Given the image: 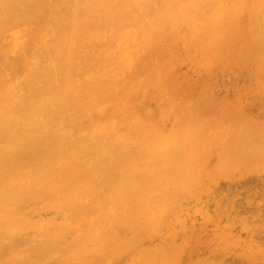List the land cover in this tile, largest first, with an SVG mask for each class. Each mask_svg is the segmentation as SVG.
Returning <instances> with one entry per match:
<instances>
[{
	"label": "bare ground",
	"instance_id": "bare-ground-1",
	"mask_svg": "<svg viewBox=\"0 0 264 264\" xmlns=\"http://www.w3.org/2000/svg\"><path fill=\"white\" fill-rule=\"evenodd\" d=\"M180 65L197 72L194 81L179 80ZM248 65L251 76L264 82V0H0V264L178 263L172 253L178 240L165 239L170 253L147 247L143 236L160 235L167 215L187 217L191 204L184 202L209 178L212 170L203 164L213 146L221 150L216 168L230 164L217 170L219 177L232 176L233 161L239 172L246 164L251 171L262 168L264 126L248 115L246 127L257 130H248L245 120L241 129L225 120L230 131L215 141L208 136L214 122L205 123L201 113L205 100L197 110L183 102L178 110L168 99L174 105L176 98L192 101L182 94L183 84L190 89L212 71ZM248 138L255 156L249 142L245 155L234 149ZM213 171L210 182L219 179ZM202 186L207 194L209 186ZM199 208L193 213L201 219L207 211ZM168 231L171 239L176 233ZM181 242L177 253L186 244Z\"/></svg>",
	"mask_w": 264,
	"mask_h": 264
},
{
	"label": "rangeland",
	"instance_id": "rangeland-1",
	"mask_svg": "<svg viewBox=\"0 0 264 264\" xmlns=\"http://www.w3.org/2000/svg\"><path fill=\"white\" fill-rule=\"evenodd\" d=\"M179 68H182V69H179ZM234 68V69H233ZM193 69V68H192ZM238 69V70H237ZM250 69H251V71H250ZM234 70V71H233ZM238 72H236V71ZM252 70H254V69H252L251 67H250V65H248V67H243V69L242 68H240V67H238V66H234V67H232V69H230V70H223V71H212L211 73H213L212 74V76L210 77V78H202V79H200L199 81H198V84L195 86V87H192V88H190V89H187L188 88V86L187 85H184L183 84V88H180V90H181V92H182V94L183 95H185V96H188L189 97V99L191 98L192 99V101L190 100V101H188V99L186 98L185 100H182V101H178V99L176 98L175 100L176 101H178V102H176L175 100V104L176 105H174V103L172 102V101H170L171 99L169 98L168 100H169V104H170V106H172V107H174V108H176V109H178V108H182L183 109V107H177V106H180L181 105V102H183V103H187L186 105H189L190 103H192V104H190L189 105V107L188 106H186V108H187V110H189V109H194V108H196V110H197V108H201V106H200V103L202 102L203 104H201L202 106L206 103V105H204V109H207V111H205V113H204V110H202V114H203V120H204V117H206V119L207 120H204L205 121V123L206 122H208V120L209 119H212L213 120V122L214 123H210V124H212V130L214 131H212L211 133H209L208 134V136H210V137H212L213 139H215V141H219V139L220 138H222L223 137V135H224V137H226V128H227V131H230V128H229V126H228V124H227V122L226 121H229L230 123L229 124H236V125H238L239 126V129H241V127H243V125H242V123H239V121H241L242 122V120H243V122H244V120H245V122L244 123H246L247 122V120H248V118H247V120L245 119L246 117H248V116H250L249 117V119H252V120H250V121H259L258 123H257V126L258 125H262V126H264V82H262L261 80H260V82H259V80L258 79H256V78H254V77H252L253 76V74H254V71H252ZM179 71V72H178ZM188 71V72H187ZM192 71V72H191ZM176 72H177V75H179L181 78H179V80H189V81H194L195 80V76L197 75V72H194L193 70H191V69H188L187 67H185V66H182V65H180V66H178V67H176ZM217 72V73H216ZM236 72V73H235ZM240 72V73H239ZM242 72V73H241ZM253 72V73H252ZM179 73V74H178ZM188 73H189V75H188ZM227 73V74H226ZM182 74V75H181ZM229 74V75H228ZM242 74V75H241ZM244 74V75H243ZM251 74H252V76H251ZM185 75V76H184ZM216 75V76H215ZM237 75V76H236ZM250 75V76H249ZM178 76V77H179ZM218 76H219V78H218ZM239 77H240V79H239ZM242 78H243V81H242ZM209 79H211V80H209ZM213 79V80H212ZM252 79V80H251ZM238 80H239V83H238ZM223 81H225V82H223ZM218 83V84H217ZM246 83V84H245ZM190 84H194V83H190ZM199 84H200V86H199ZM217 84V85H216ZM254 84V85H253ZM262 84V85H261ZM219 85H220V87H219ZM240 85V86H239ZM253 86V87H252ZM218 87V89L216 90V88ZM241 88V90H240V88ZM203 90H204V93H203ZM213 90V91H212ZM216 90V91H215ZM240 90V91H239ZM171 93H172V91H171V89L169 90ZM184 91V92H183ZM196 91H198L197 93H196ZM186 92V93H185ZM193 92V93H192ZM199 92H200V94H199ZM171 93H169V94H171ZM207 93V94H206ZM214 93V94H213ZM187 94V95H186ZM197 96H196V95ZM209 95V97L208 96H206V95ZM172 95V94H171ZM175 95H177V94H175ZM194 95V96H193ZM215 95V96H214ZM231 95V96H230ZM164 96H166V94L164 95ZM205 96V97H204ZM216 96H217V98H216ZM219 96L221 97L222 96V99H223V97H224V99L225 100H223L222 101V99L221 98H219ZM197 97V98H196ZM200 97H202L201 99H200ZM230 97V98H229ZM166 98H168V97H166ZM257 98V99H256ZM164 99V98H163ZM206 102H205V101ZM217 100H218V103H217ZM247 100V101H246ZM221 101V102H220ZM195 102H197L196 104L197 105H195ZM205 102V103H204ZM214 102L216 103V104H214ZM243 102H245V103H243ZM182 103V105L181 106H183L184 104ZM199 104V105H198ZM224 104V105H223ZM247 104H248V106H247ZM159 105L161 106L162 104L161 103H159ZM192 105H195V106H193L192 107ZM218 105V106H217ZM198 106H200V107H198ZM205 106H206V108H205ZM185 107H184V110L186 109ZM189 108V109H188ZM225 108H227L226 109V111H224L225 110ZM229 108V109H228ZM217 109V110H216ZM220 109H221V112H220ZM179 110V109H178ZM199 110V109H198ZM215 110V111H214ZM231 110V111H230ZM232 110H234V115L237 113V118H236V116L235 117H233L234 115H232V113H233V111ZM236 110V111H235ZM200 111V110H199ZM232 112V113H230L229 114V112ZM216 112H217V114H216ZM245 112V113H244ZM211 113V114H210ZM220 113V114H219ZM224 113V114H223ZM228 113V114H227ZM213 114V115H212ZM227 114V115H226ZM246 114V115H245ZM224 115V116H223ZM248 115V116H247ZM257 115H258V118H257ZM210 116H211V118H210ZM216 116V117H215ZM228 116H232V119H235L234 120V123H233V120L232 121H230V117H229V120L227 119L228 118ZM239 116V117H238ZM214 117V118H213ZM218 117V118H217ZM222 117V118H221ZM245 117V118H244ZM226 118V119H225ZM220 119H221V122H217V121H220ZM214 120H216V122L214 121ZM226 120V121H225ZM200 121H202V120H200ZM204 121H203V123H199V124H201V126L202 125H204ZM250 121H248V122H250ZM232 122V123H231ZM209 123V122H208ZM209 124V125H210ZM248 123H246L245 124V127H246V125H247ZM256 124V123H255ZM218 127H217V126ZM221 125V126H220ZM169 126V123L165 126V129H166V127H168ZM215 126V127H214ZM228 126V127H227ZM233 126V125H232ZM248 126V125H247ZM251 126L253 127V129H254V125H252L251 124ZM218 129H220V131H218L217 130V128ZM221 127L223 128V129H221ZM225 127V128H224ZM244 127V128H245ZM249 127H250V123H249ZM249 127H246L248 130L250 129H252V128H249ZM228 128H229V130H228ZM255 128H256V126H255ZM259 128V127H258ZM215 129L217 130V134L215 133ZM243 129V128H242ZM252 129V130H253ZM244 130H246V129H244ZM247 130V131H248ZM254 130H257V129H254ZM259 131H261V130H259ZM220 132V133H219ZM243 132V131H242ZM253 132V131H252ZM216 135H215V134ZM261 133V132H260ZM260 133H258V134H260ZM262 133H264V131H262ZM261 133V134H262ZM227 134H228V132H227ZM257 134V133H256ZM208 136H206V137H208ZM216 136H218L217 138H216ZM261 135H259V137H260ZM255 137H258V136H254V138ZM258 137V138H259ZM262 138V140H264V134H262V136H261ZM209 138V137H208ZM207 138V139H208ZM254 138L252 137V139L254 140ZM246 139V138H245ZM249 139V138H248ZM260 139V140H261ZM262 140H261V142H262ZM256 140H254V142H255ZM228 142H230V140H227V144H229ZM248 142L250 143V145H251V142L252 141H250V139L249 140H247V142H246V140H245V142H243V143H239V144H237L235 147H234V149H236V147L238 148V147H241L240 148V150L242 149V151L243 150H245V151H243V155H245L244 153L246 152V145H248ZM257 144H259L258 143V141L256 142ZM254 144V143H253ZM261 144V143H260ZM255 145V144H254ZM242 146H243V148H242ZM249 146V145H248ZM262 146H264V145H262ZM249 147H251L250 149L252 150V152L251 151H249V153H253V147H252V145L251 146H249ZM249 147H248V149H247V151L249 150ZM218 147L216 146V148H215V146H213L212 148H211V151H210V153L212 154V155H210V154H208V155H210L209 156V158H207V159H209V160H207L204 164H203V166H206V169H208L206 172L207 173H209V169H211L212 171L214 170H216L215 172H216V174H217V176L219 175L220 176V172H221V170L222 169H224V167H226V166H228V165H230V164H228V165H226V166H224V167H222L221 168V166H219L218 168H216V166H218V165H220V163L219 164H217V162H218V159H220L221 158V156L219 157V155H217V154H221L220 153V151H219V148L217 149ZM233 149V148H232ZM255 150V149H254ZM217 151H219V152H217ZM262 151V149L259 151V153ZM255 152L256 151H254V153H253V155L255 154ZM215 153H217V154H215ZM248 152H247V154H249ZM258 153V152H257ZM261 153H264V152H261ZM207 155V156H208ZM216 155H217V157H216ZM252 157H253V155L252 154H250ZM249 156V155H248ZM255 156V155H254ZM258 156H259V154H258ZM246 157V156H245ZM244 157V158H245ZM260 157H261V155H260ZM259 157V158H260ZM216 158V159H215ZM250 158V157H249ZM258 158V157H257ZM262 158H264V154H262ZM241 158H239V159H236V161L237 160H239V161H241L240 160ZM251 159V158H250ZM222 160V159H221ZM233 160V159H232ZM254 160V159H253ZM231 161V160H230ZM245 161V160H244ZM220 162V161H219ZM235 161H233V166L234 167H236L237 165H236V162L234 163ZM248 162V161H247ZM254 162V161H253ZM252 162V163H253ZM257 162V161H256ZM262 162H264V161H262ZM221 163H223V161L221 162ZM229 163V162H228ZM231 163V162H230ZM258 164H259V162H257ZM209 164V165H208ZM212 166H211V165ZM240 164V163H239ZM243 164V163H242ZM261 164H264V163H261ZM260 164V165H261ZM221 165H224V164H221ZM232 165V164H231ZM245 165V164H244ZM243 165V166H244ZM254 165H256V164H254ZM208 166V167H207ZM210 166V167H209ZM214 166H215V169H214ZM232 166V167H233ZM242 166V165H241ZM250 167L249 165H247L246 164V167L245 168H243V171H242V169H241V171L242 172H239V170H240V168H239V170H237V169H233L232 167V176H231V174L229 175L228 173H227V178H225L224 179V175L223 176H221V177H219V179L217 178V176H216V178H217V180L218 181H216L215 180V182H214V184H213V182L211 181L210 182V180H214V179H212V176L211 175H214V174H212V171H210L211 173H209L208 174V176H209V178H205V180L206 181H202L200 184H201V187L200 186H198V190L200 191H194V190H197L196 188L193 190V194H194V192H195V194L196 195H194V196H197V198L196 197H193L192 195H190V197H188V196H186L185 198H191L190 200H188V201H185L184 203L187 205V204H191V209H190V212H189V214L187 213V217H184V216H179L178 214H175L176 215V217H174L173 219H172V216H169V215H167L165 218H164V221H165V224L163 223V226L161 225V227H163V228H160L159 227V229H161V230H159L160 231V235H158V234H155V236H152V235H154V234H151L150 232L149 233H147L146 234V236H143V238L145 237H148L147 238V240L146 239H144V243H145V240H146V246L148 247V245L149 246H151V247H154V246H156V247H165V251H168L169 250V247H168V243H167V241L165 240V239H168V240H170V241H180V242H176V244H175V247H174V245H173V247L174 248H176L175 250H173V255H174V258H176V259H174V260H178L179 259V261H178V263L176 262L175 264H193L192 262H194L195 261V258L198 260V257L199 258H202V257H204L203 256V254L205 255V254H207L208 255V253H211V255L209 254L207 257H208V260L210 259V263H208V264H214L213 263V261H215V263L217 262V264H264V259H262L261 260V258L260 257H264V255H262V254H264V240H261L260 238L262 237V238H264V236H262V235H264V230H262V229H264V225H261V223H264V222H261V220L262 221H264V216H262V215H264V213H262V212H264V185H262V184H264V173H262L261 174V172H264V171H259V169L261 168L260 166H256L257 168H252L253 170L251 171L248 167ZM252 166V165H251ZM238 167H240V166H238ZM255 167V166H254ZM259 167V168H258ZM227 168V167H226ZM247 168L249 169V171H251V173H249L248 171H246L247 170ZM219 169V170H218ZM228 169V168H227ZM230 169V168H229ZM228 169V170H229ZM246 169V170H245ZM261 169H264V165H262V168ZM220 171L219 173H218V171ZM213 171V172H214ZM225 172V171H224ZM230 172V171H229ZM258 172V173H257ZM223 173V172H222ZM221 173V174H222ZM239 173H241V175H242V173L244 174V176H242V178L240 179L239 178V176H238V174ZM247 173H249V174H247ZM252 173H254V174H252ZM255 173H257L258 175H259V173H260V175L259 176H257V174H255ZM226 175V174H225ZM240 175V176H241ZM210 176H211V178H210ZM234 176H238L237 177V179H236V177L234 178ZM229 177V178H228ZM232 178V179H231ZM260 178V179H259ZM229 179V180H228ZM247 181H246V180ZM249 179V180H248ZM241 180V181H240ZM243 180V181H242ZM262 181V184L260 183V181ZM245 181V182H244ZM259 183H258V182ZM216 182L218 183V184H216ZM245 183V184H244ZM248 183V184H247ZM199 184V183H198ZM197 184V185H198ZM199 184V185H200ZM207 184V185H206ZM202 185H204L205 187L206 186H209V188H208V191H207V194H206V189L202 186ZM211 185H213V186H211ZM216 185V186H215ZM223 185V186H222ZM250 185V186H249ZM262 185V186H261ZM222 186V187H221ZM226 187V188H225ZM230 187V188H229ZM260 187V188H259ZM204 188V189H203ZM212 188V189H211ZM247 188V189H246ZM250 188H254V190H252V191H250L251 189ZM209 189L211 190L210 192H209ZM230 189V190H229ZM250 189V190H249ZM248 192H250V193H247V191ZM259 190V191H258ZM202 191H204L205 193H203ZM215 191V192H214ZM222 191L224 192V196L222 195ZM258 193H257V192ZM211 192H213L212 194H211ZM246 192V193H245ZM202 193V194H201ZM210 195H209V194ZM221 193V194H220ZM252 193V194H251ZM253 193L255 194V196L253 197ZM201 194V195H200ZM204 194V195H203ZM217 194L219 195V197H216L217 196ZM246 194H249L250 195V197H252V198H254V199H252V198H250L249 197V195H247V197H245L246 196ZM258 194V195H257ZM189 195V194H188ZM214 195H215V197L216 198H219V199H216L215 200V197H214ZM237 195V196H236ZM232 196H234L235 198L232 200L231 199V197ZM242 196H244V197H242ZM258 196V197H257ZM205 197V198H204ZM212 197H213V199H212ZM260 197V198H259ZM221 198V199H220ZM193 199V200H192ZM194 199H196V200H194ZM212 199V200H211ZM230 200L229 202H226L227 200ZM242 199V200H241ZM211 200V202H209ZM252 200V201H251ZM256 200H259L258 202L256 201ZM213 201H215L214 203H213ZM219 201V202H218ZM248 202V203H246V202ZM255 201V204L254 203H252V202H254ZM262 201V202H261ZM218 203V207L217 206H215L217 203ZM230 202H232V204H231V206H232V209H229V207H230ZM246 204H245V203ZM261 202V203H260ZM204 203H205V205H204ZM228 203V204H227ZM257 203V204H256ZM212 204V205H211ZM213 204H215V205H213ZM244 204V205H243ZM253 204H254V206H253ZM185 205V206H186ZM193 205H194V207H193ZM203 205V206H202ZM208 205V206H207ZM226 205H228V208L226 207ZM247 207H246V206ZM248 205H252V206H249L248 207ZM220 206H222L223 208H220ZM199 208V207H202L203 209H204V207H206V213L205 214H203V216L204 217H206V219L209 221L210 219V221L208 222L204 217H201V219H200V216L199 215H197V214H194L193 213V209L194 208ZM209 207H211V208H209ZM214 207H215V210L217 211H214ZM225 207V208H224ZM240 207V208H239ZM243 208V211L241 210V212H240V209H242ZM200 209V208H199ZM221 209H223L222 211H221ZM228 209H229V212L228 213H226L227 211H228ZM234 209V210H233ZM236 209V210H235ZM239 209V210H238ZM192 210V211H191ZM218 210H220V211H218ZM227 210V211H226ZM238 210V211H237ZM246 210V211H245ZM247 210H248V213H247ZM251 210H252V213H254L255 212V214H253L254 216L252 217V215H251ZM257 210V211H256ZM261 210H262V212H261ZM235 212V215H233L234 214V212ZM254 211V212H253ZM259 211H260V213H259ZM217 213V215L219 214V212H220V215H218V216H220V217H218L216 214H214V213ZM232 212V213H231ZM239 212V214H237ZM243 212V213H242ZM209 213V215H207ZM226 215H225V214ZM257 213V214H256ZM258 213H259V215H258ZM261 213H262V215H261ZM194 216H193V215ZM237 214V215H236ZM245 214V215H244ZM186 215V214H185ZM211 215V216H210ZM232 216L233 217V220L235 221V222H233V220L232 221H230L229 219L230 218H232V217H230V216ZM243 215V216H242ZM258 215V216H257ZM192 216H193V218H192ZM209 216H210V219H209ZM241 216V217H240ZM251 216V217H250ZM257 216V218H255ZM169 217H171V224H168L169 222H170V220L168 221V219H169ZM186 219H184V218ZM188 217H189V219H188ZM226 217V218H225ZM238 217V218H237ZM168 218V219H167ZM178 218H180V220L178 219ZM183 219V225H184V227H183V225H181L182 224V222H180L182 219ZM191 218V219H190ZM217 218V219H216ZM229 218V219H228ZM258 218H259V220H258ZM175 219V220H174ZM193 219V220H192ZM204 219V220H203ZM229 221H228V220ZM250 219V220H249ZM192 220V221H191ZM204 222H202V221ZM237 220V221H236ZM245 220V221H244ZM249 220V221H248ZM179 221V222H178ZM207 221V222H206ZM221 221V222H220ZM224 221H227L226 223V225H225V222ZM240 221V223H238ZM254 221L256 222L255 223V225H254ZM168 222V223H167ZM174 222V223H173ZM178 222V223H177ZM197 222H199V223H197ZM200 222H202V223H200ZM244 222V223H243ZM250 222V224H248ZM180 223V224H179ZM261 225H259V224ZM167 224V225H166ZM174 224H177V225H174ZM203 224V225H202ZM217 224V227H219L220 228V231H219V229L217 230V229H215L216 228V225ZM169 225H170V227H169ZM171 225L172 226H174V230L172 229L173 227H171ZM189 225V226H188ZM231 225V226H230ZM238 225V226H237ZM256 226V225H258L257 227H256V229H252V227L251 226ZM182 226V227H181ZM191 226V227H190ZM207 226H210V227H212V228H209V227H207ZM260 226V227H259ZM180 227H181V229H186V230H181L180 229ZM193 227V230H191V228ZM197 227V228H196ZM251 227V228H250ZM258 227H259V229H258ZM166 228V229H165ZM170 228V229H169ZM175 228H177V229H175ZM231 228V229H230ZM243 228V229H242ZM261 228V229H260ZM205 229V230H204ZM158 230V229H157ZM164 230V232H162ZM168 230H172V234H174V233H176V234H174L173 235V240H171L170 239V237L168 238V236L167 235H169V233L168 232H170V231H168ZM176 230H177V232H176ZM193 231V232H191V231ZM245 230V231H244ZM259 230V231H258ZM262 230V231H261ZM168 231V232H167ZM173 231H174V233H173ZM181 231H183V232H181ZM201 231H203V232H201ZM231 231V232H230ZM246 232V233H244V232ZM261 231V232H260ZM157 232V231H156ZM196 232V233H195ZM208 232H209V234H208ZM213 232H214V234H216L217 232H221V233H219L217 236H215V238H214V235L211 237L210 235L211 234H213ZM153 233V232H152ZM192 233V234H191ZM244 233V234H243ZM171 234V233H170ZM182 234L183 235H186V237L185 236H183L184 238H181V239H177V238H180V237H178V236H180L181 235V237H182ZM192 236H191V235ZM206 234V236H202V235H205ZM243 234V235H242ZM246 234V235H245ZM252 234H253V236H252ZM144 235V234H143ZM149 235V236H148ZM156 235H158V236H156ZM166 235V236H165ZM208 235H209V237H208ZM220 235H224V236H221L220 238L221 239H223V242H225V241H230V245H229V243L228 244H226V242L225 243H223L222 242V240L221 241H219L221 244H219L218 242H216L215 240L217 239V240H219V236ZM241 235V236H240ZM161 236V237H160ZM188 236H189V240H188ZM201 236V237H200ZM155 237V238H154ZM206 237V238H205ZM217 237V238H216ZM224 237V238H223ZM247 237V238H246ZM251 237V238H250ZM151 240H150V239ZM154 238V239H153ZM159 240H158V239ZM204 238L205 239H209L208 241L206 240V241H204ZM228 238H230V240L228 239ZM233 238V240L232 241H234V243L232 244V242H231V239ZM245 240H244V239ZM157 239V240H156ZM163 239V240H162ZM185 239H187L188 240V242H187V240H185ZM202 239H203V241H202ZM212 239V241H214V242H211L210 240ZM214 239V240H213ZM225 239V240H224ZM236 239V240H235ZM238 239V240H237ZM259 239H260V241H259ZM182 240H184V241H186L185 243L187 244H185V245H182L181 246V248L183 249L182 251H181V249H180V251H178V253H177V250L179 249V247H180V245L182 244ZM198 240V241H197ZM202 242H201V241ZM241 240V241H240ZM260 242H258V241ZM163 241H165V242H163ZM200 241V242H199ZM254 241V242H253ZM174 242V243H175ZM208 242V243H207ZM240 244H239V243ZM242 242V243H241ZM255 242H256V244H255ZM261 242H262V244H261ZM201 243L204 245H202L201 247H200V245H201ZM206 243H207V245H206ZM223 243V244H222ZM245 243V244H244ZM254 243V244H253ZM214 244H216V249H215V247H214ZM224 244H226L225 246H224ZM238 244V245H237ZM253 244V245H252ZM143 245H145V244H143ZM219 247H218V246ZM224 247H223V246ZM227 245H229V246H227ZM179 246V247H178ZM231 246V247H230ZM233 246H234V248H236V249H234L233 248ZM238 246H240V247H238ZM242 246H243V248H242ZM146 247V248H147ZM200 247V248H199ZM212 247H214V248H212ZM150 248V247H149ZM178 248V249H177ZM211 248V249H210ZM222 248V249H221ZM233 248V249H232ZM154 249H155V247H154ZM173 249V248H172ZM198 249H199V251H198ZM208 249H210L209 251H206V250H208ZM219 251H218V250ZM228 249V250H227ZM230 249H232V251H234V252H232ZM244 251H243V250ZM170 250H171V247H170ZM170 250H169V252H170ZM201 250H202V252H201ZM246 250H250L251 251V254H250V252L248 253ZM255 250H257V252H254ZM258 250L260 251V255H262V256H259V253H258ZM172 251V250H171ZM196 251H198V252H196ZM220 251H221V253H220ZM236 251V252H235ZM203 253V254H201V253ZM207 252V253H206ZM219 252V253H218ZM254 252V253H253ZM171 253V252H170ZM181 253V254H180ZM216 255H215V254ZM235 253L237 254V256L235 255ZM256 253V254H255ZM190 254H191V256H190ZM196 254L197 256L196 257H194V255ZM199 254H201L202 255V257H201V255H199ZM219 254H220V256H219ZM230 254V255H229ZM248 254H250V255H248ZM257 254H258V256H257ZM254 255H256V256H254ZM178 256V257H177ZM229 256V257H228ZM232 256L234 257V260H233V258H232ZM251 256V257H250ZM206 255H205V258L202 260L203 262L201 263V264H206L205 262H206ZM214 257V258H213ZM215 257H217V258H215ZM218 257H219V260H218ZM226 257V258H225ZM228 257V258H227ZM240 258V259H237V258ZM232 258V259H231ZM259 258H260V260H261V262L259 261ZM154 259H155V257H154ZM206 259V260H205ZM214 259V260H213ZM217 259V260H216ZM207 260V261H208ZM213 260V261H212ZM224 260H225V262H224ZM228 260V261H227ZM230 260H233V261H230ZM255 260H257L256 262H255ZM173 261V260H172ZM227 261V262H226ZM229 261H230V263H229ZM169 262H171V259H169ZM169 262H167L166 264H168ZM196 262V261H195ZM195 262H194V264H195ZM198 262H199V260H198ZM201 262V261H200ZM199 262V263H200ZM209 262V261H208ZM172 264H174L173 262H171ZM170 264V263H169ZM196 264H198V263H196Z\"/></svg>",
	"mask_w": 264,
	"mask_h": 264
}]
</instances>
